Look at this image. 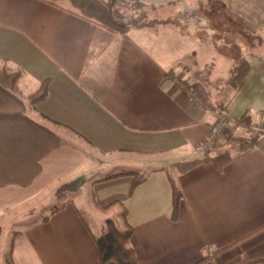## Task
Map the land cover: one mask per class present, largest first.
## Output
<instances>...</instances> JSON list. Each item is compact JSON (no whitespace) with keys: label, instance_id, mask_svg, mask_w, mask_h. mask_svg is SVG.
<instances>
[{"label":"crops","instance_id":"crops-1","mask_svg":"<svg viewBox=\"0 0 264 264\" xmlns=\"http://www.w3.org/2000/svg\"><path fill=\"white\" fill-rule=\"evenodd\" d=\"M141 1L155 8L157 20L176 24L158 22L116 35L82 19L67 1L0 0V63L23 71V96L49 79L47 97L33 115L58 123L57 134L80 143L65 141L45 156L30 185L0 187V264H7L13 233L16 264H100L93 236L104 232L113 215L116 225L122 220L120 208L102 213L96 207L115 202L127 212L138 264H197L202 259L199 264H244V257L264 252V135L254 136L244 151L248 128L227 123L211 133L220 112L264 130V58L253 57L232 86L234 64L245 55L241 41L264 44V0ZM211 2L226 8L228 28L233 24L250 34L228 28L213 34V10L201 8ZM163 10L167 16H161ZM206 14L203 20L210 26L201 28L197 20ZM206 33L211 38L231 35L235 43L222 42L228 52L213 57L198 40ZM212 59L217 72L232 75L217 95L199 79ZM228 97H235L233 105ZM207 151L228 153L233 160L221 171L203 164L171 174L182 195L174 222L165 170ZM100 160L121 165L103 177H89L103 164ZM137 163L160 165L142 175L128 166ZM128 173L146 178L131 195ZM80 188L89 193L85 207L80 206ZM47 200L57 201L46 205ZM53 205L63 207L50 214ZM44 215L47 221L41 220ZM7 224L8 236L1 241Z\"/></svg>","mask_w":264,"mask_h":264},{"label":"trees","instance_id":"trees-1","mask_svg":"<svg viewBox=\"0 0 264 264\" xmlns=\"http://www.w3.org/2000/svg\"><path fill=\"white\" fill-rule=\"evenodd\" d=\"M52 4L67 1L72 10L82 19L101 27L109 33L124 35L132 28H147L154 24L175 23L172 19L157 20L154 17L153 6L146 5L141 0L131 2H120V0H48ZM129 9L125 14L124 7ZM176 24V23H175ZM233 25V24H232ZM231 25V26H232ZM234 30H242L237 27ZM244 32V31H243ZM246 33V32H244ZM260 58V57H259ZM261 59V58H260ZM237 64L238 75L233 68L232 86L238 85L243 76L247 73L249 65L241 59ZM23 71L12 69L6 62L0 66V187L17 185L26 187L39 175L41 171L40 161L62 145L61 139L51 130V127L59 126L42 115L33 118L36 105L46 99L48 94L49 79L38 84V86L27 96L20 91V83L23 78ZM194 97L190 87L186 88ZM67 129V128H66ZM253 143V141H252ZM250 145H245L246 151ZM151 155V153H143ZM233 158L228 153L205 152L202 157L188 161L177 162L165 170L172 187V211L170 218L176 222L179 219V206L182 195L172 179L171 174H184L199 165H211L221 171ZM133 177V183L129 194L143 183L146 178L136 173H128ZM119 174L110 175L105 180L117 177ZM94 198V195H92ZM62 207V206H61ZM52 210L53 214L60 210ZM102 213H107L116 208L121 209V226L111 220L106 221L104 232L100 236H93L97 249L98 262L105 264H138V258L131 246L132 228L127 223V212L118 203L101 208L96 207ZM82 221L86 224L82 215ZM48 217L42 221H47ZM87 225V224H86ZM11 242L10 252L7 254V264H16L12 258L15 243V234ZM200 260L197 264L203 262ZM244 264H264V252L256 256L243 258Z\"/></svg>","mask_w":264,"mask_h":264},{"label":"rangeland","instance_id":"rangeland-1","mask_svg":"<svg viewBox=\"0 0 264 264\" xmlns=\"http://www.w3.org/2000/svg\"><path fill=\"white\" fill-rule=\"evenodd\" d=\"M120 2H131V0H120ZM198 3V2H197ZM61 4V2H59V5ZM212 6L210 7V5H203L201 8H203V10H209L210 8L213 10V15L211 16L213 18V23H212V26L214 29L213 31H216V33H213V34H217V32H220L222 29L224 30H227L228 28V20H227V11H226V8L223 7L220 3H217V2H211ZM124 7V6H123ZM124 9H127L126 7H124ZM125 11V14H129L130 12H133V11H130L129 9L127 10H124ZM159 13L161 14V16H167V11L163 10V11H159ZM184 14H187V11H184ZM183 14V15H184ZM170 15V14H169ZM207 16L206 15H202L200 16V18L202 19H198L197 20V23L198 24H201V28L205 26V24L208 26H210V23L208 21H206V23H204L205 20V17ZM211 17H209V19H211ZM175 21V20H174ZM182 24V23H180ZM240 28V27H239ZM228 29H233L232 26H229ZM242 30V32H246L245 34H250L245 28H240ZM234 30V29H233ZM201 32V31H200ZM217 35H213L215 37L211 38L210 36L212 35H209L208 33H206V35H198L200 36L201 38H198V40L208 46L212 51H213V54L212 56L213 57H217L218 56V53L223 51V52H228L227 49L224 47V45L222 44L223 43H230V44H234L235 43V39H232L231 35H229L228 37L223 35L224 38H220L218 37ZM203 36H207V38H202ZM255 41V40H254ZM240 42V40H239ZM241 42H243L244 44V47H245V50H244V58L243 60L249 64L251 61H255L253 57H260L261 59L264 58V44L263 42H261L260 44H256V41L253 42V40L251 38H245L244 40H242ZM3 63H0V66L2 65ZM217 62L216 61H213L210 60V63H208V65L205 66L204 70L201 71L200 73V81L207 87L208 91L211 92L212 95H217V92L219 91H224L226 90V85L229 83V81L231 80V78L233 77L230 73V76H229V73L227 71H216V67L217 66ZM239 64L235 63L234 64V67H235V72H236V75H238V71H236V69H238ZM234 73V71H233ZM235 75V73H234ZM232 76V77H231ZM231 93H229L230 95ZM220 95H223V93H221ZM236 101L235 97H228V100L227 102L230 103V105L234 104ZM262 104L264 105V100L262 101ZM227 105V104H226ZM34 116V115H33ZM33 118L36 119V117L34 116ZM219 119H222L224 118L226 120L227 123H229V120L226 119V117L224 116V114H219L218 116ZM51 127V130L61 139L62 143H64L65 141L67 142H73V143H76V144H80L79 142L77 141H74L75 139H72V138H67L65 136L64 133H60L57 134L58 132L56 131L57 128L55 127ZM57 133H56V132ZM63 138H62V136ZM101 163L103 164H99L98 167H95L93 169V171L88 175L89 177H93V178H100V177H103L105 176L106 174H109V173H112V172H115L118 170V165H121L120 163H116V164H106V162H104L103 160H100ZM160 164H157V163H137V164H133V165H128L129 167H132V169H141L142 171V175H143V172H147V171H150L151 169L155 168L156 166H158ZM120 171V170H119ZM141 175V176H142ZM9 186V185H7ZM3 187H6V186H3ZM80 190L83 192V198L80 200V206L81 207H85L84 205V201L87 202V204H89V193L88 191L83 188H80ZM80 192V191H79ZM52 201H57V200H47L46 201V205L48 203H51ZM60 201H65V200H60ZM90 206V205H89ZM59 207H61L60 205H53L51 207V211L52 210H55V209H58ZM63 207V206H62ZM62 207L60 209H62ZM90 208V207H89ZM40 209V207H39ZM85 209V208H84ZM92 210L91 212H94L93 209H90ZM45 216V215H44ZM42 217L41 220H43L45 217ZM85 216L87 217L88 220H90V222L92 221L91 220V216L89 215V212L86 210V213H85ZM110 218V217H109ZM112 219L111 221L112 222H117V216H112ZM11 227L10 224H7L3 230V234H2V239L1 241H4V237L6 238L8 236V229ZM15 234V240L17 238V233H13V235ZM13 236L11 238V241H10V244H9V247H8V252H10V245H11V242L13 240ZM2 243V242H1ZM14 247H15V243H14ZM14 250V249H13ZM7 252V254H8ZM7 254H6V260H7ZM13 258V257H12Z\"/></svg>","mask_w":264,"mask_h":264},{"label":"built area","instance_id":"built-area-1","mask_svg":"<svg viewBox=\"0 0 264 264\" xmlns=\"http://www.w3.org/2000/svg\"><path fill=\"white\" fill-rule=\"evenodd\" d=\"M229 120V123L230 125H233V126H238V127H241V128H248L249 132H250V136L247 137L246 139L243 140V144L242 145H250L253 141V139L255 138L254 136H256L257 134H261V135H264V130H260L258 129L257 127L249 124L246 119L245 120H233L231 118H226ZM217 125L213 126L211 128V133L212 134H218L224 127L225 125L227 124L226 120L224 118L222 119H219L218 118V121H217ZM210 144V142L208 143Z\"/></svg>","mask_w":264,"mask_h":264}]
</instances>
